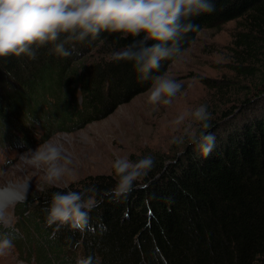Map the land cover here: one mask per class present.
<instances>
[{"label":"trees","instance_id":"obj_1","mask_svg":"<svg viewBox=\"0 0 264 264\" xmlns=\"http://www.w3.org/2000/svg\"><path fill=\"white\" fill-rule=\"evenodd\" d=\"M213 2L215 11L190 18L199 29L185 35L182 52L204 28L241 17L264 25V0ZM131 43L102 33L92 44L68 46L69 57L46 45L35 49V59L0 58V144L22 142L13 134L31 140L28 132L38 124L46 135L81 128L148 90L151 82L139 79L134 62L111 58ZM94 51L108 58L82 63ZM174 60L161 61L153 75ZM258 99L216 135L207 157L189 144L169 162L162 159L126 198L103 195L115 186L113 170L46 188L19 205L15 226H0V237L10 236L35 264H77L88 256L93 264H264V89ZM93 185L101 195L85 230L64 226L53 233L46 226L53 193Z\"/></svg>","mask_w":264,"mask_h":264},{"label":"clouds","instance_id":"obj_2","mask_svg":"<svg viewBox=\"0 0 264 264\" xmlns=\"http://www.w3.org/2000/svg\"><path fill=\"white\" fill-rule=\"evenodd\" d=\"M213 11V0H0V58L26 55L35 59V49L46 45L51 46V53L69 57L72 52L68 46L86 40L92 44L102 33L130 37L133 43L113 52L111 58L134 62L139 79L151 82L146 93L147 103L167 106L180 93L182 84L167 73L153 75V72H159L161 61L182 56L183 38L199 29L190 18ZM186 120L191 122L186 129L188 139L207 157L215 146V135L199 130L211 128L207 106L181 113L173 124L179 126ZM193 125H199V129ZM184 139V136L177 137L173 142L182 144ZM19 158L41 171L48 185L66 184V178L76 179L72 159L52 142L39 144ZM153 166L152 156L137 161L117 157L111 165L115 186L103 195L126 198ZM99 195L94 185L81 191L53 193L46 226L53 228V233L64 226L83 232L89 213L99 206ZM13 247L10 236L0 237V256ZM77 264H93V257L81 258Z\"/></svg>","mask_w":264,"mask_h":264},{"label":"rangeland","instance_id":"obj_3","mask_svg":"<svg viewBox=\"0 0 264 264\" xmlns=\"http://www.w3.org/2000/svg\"><path fill=\"white\" fill-rule=\"evenodd\" d=\"M103 58H108V55L94 51L83 58L82 63ZM165 73L182 84L171 105H149L146 90L118 106L105 118L81 128L53 131L46 135L38 124L34 131L28 132L31 140L25 141L19 134H13L22 142L15 145L1 143L0 190L13 187L24 196L14 206L0 211V226H15L19 205L39 196L46 188L65 189L89 176L109 174L117 157L137 161L152 156L154 168L162 159L169 162L193 144L186 135L191 122L186 120L179 126L173 124L185 111L206 105L211 114V128L205 131L199 129V125L193 127L210 131L216 137L239 119L241 108H255L253 103L259 100L264 89V25L241 17L220 26L204 28ZM74 99L75 102L81 100L79 95ZM181 136L185 138L184 143L173 142L174 138ZM45 142L59 145L72 159L75 180L66 178V184L48 185L42 179L41 171L20 160L26 151L35 150ZM13 245L6 255L0 256V264H35L22 254V246Z\"/></svg>","mask_w":264,"mask_h":264},{"label":"bare ground","instance_id":"obj_4","mask_svg":"<svg viewBox=\"0 0 264 264\" xmlns=\"http://www.w3.org/2000/svg\"><path fill=\"white\" fill-rule=\"evenodd\" d=\"M23 193L13 187L0 190V211L4 212L10 206H14L23 198Z\"/></svg>","mask_w":264,"mask_h":264}]
</instances>
